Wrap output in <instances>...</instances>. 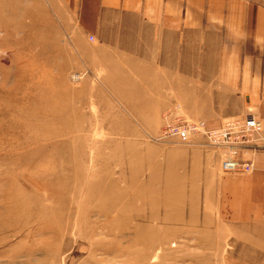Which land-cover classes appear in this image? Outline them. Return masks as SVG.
I'll return each instance as SVG.
<instances>
[{
	"label": "rangeland",
	"instance_id": "obj_1",
	"mask_svg": "<svg viewBox=\"0 0 264 264\" xmlns=\"http://www.w3.org/2000/svg\"><path fill=\"white\" fill-rule=\"evenodd\" d=\"M59 3L0 0V264H264L261 230L161 206L165 106L85 72Z\"/></svg>",
	"mask_w": 264,
	"mask_h": 264
},
{
	"label": "crops",
	"instance_id": "obj_2",
	"mask_svg": "<svg viewBox=\"0 0 264 264\" xmlns=\"http://www.w3.org/2000/svg\"><path fill=\"white\" fill-rule=\"evenodd\" d=\"M59 1L60 26L82 38L74 48L86 53L84 71H108L107 80L133 84L114 95L155 97L164 111L177 100L211 128L247 115L264 122V2ZM91 34L98 41L87 48ZM160 150L154 190L168 192L170 208L183 199L198 223L207 217L234 231L264 232V150L246 154L254 162L247 174L223 172L211 148L177 143Z\"/></svg>",
	"mask_w": 264,
	"mask_h": 264
},
{
	"label": "built area",
	"instance_id": "obj_3",
	"mask_svg": "<svg viewBox=\"0 0 264 264\" xmlns=\"http://www.w3.org/2000/svg\"><path fill=\"white\" fill-rule=\"evenodd\" d=\"M93 41L94 37L90 36ZM163 127L158 140L195 144L218 152L223 172L247 174L253 159L245 157L264 150V122L254 115L225 120L219 127H208L204 119L187 115L174 100L163 112Z\"/></svg>",
	"mask_w": 264,
	"mask_h": 264
},
{
	"label": "bare ground",
	"instance_id": "obj_4",
	"mask_svg": "<svg viewBox=\"0 0 264 264\" xmlns=\"http://www.w3.org/2000/svg\"><path fill=\"white\" fill-rule=\"evenodd\" d=\"M74 130V129H73ZM64 133L66 134V136H67V134H69L70 132H68V130H64ZM55 136V135H54ZM56 136H57V134H56Z\"/></svg>",
	"mask_w": 264,
	"mask_h": 264
}]
</instances>
